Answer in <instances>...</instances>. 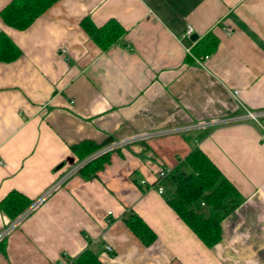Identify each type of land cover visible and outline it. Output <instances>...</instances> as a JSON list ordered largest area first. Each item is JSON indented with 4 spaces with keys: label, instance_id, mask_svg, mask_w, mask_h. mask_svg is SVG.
<instances>
[{
    "label": "crops",
    "instance_id": "0c3cea01",
    "mask_svg": "<svg viewBox=\"0 0 264 264\" xmlns=\"http://www.w3.org/2000/svg\"><path fill=\"white\" fill-rule=\"evenodd\" d=\"M83 19L115 20L123 34L102 49ZM0 31L20 49L0 61V200L42 196L78 163L71 146L82 140L121 143L3 236L22 212L0 209V264H55L86 247L104 264H264V0H57L25 29L0 16ZM212 39L211 53L194 54ZM245 109L258 122L230 121ZM194 147L241 196L212 246L167 203L170 175L157 182ZM131 211L152 243L125 223Z\"/></svg>",
    "mask_w": 264,
    "mask_h": 264
},
{
    "label": "trees",
    "instance_id": "16d2710c",
    "mask_svg": "<svg viewBox=\"0 0 264 264\" xmlns=\"http://www.w3.org/2000/svg\"><path fill=\"white\" fill-rule=\"evenodd\" d=\"M57 0H11L0 11L2 20L16 29L27 28L36 17ZM82 26L92 40L102 49L108 48L123 34L122 27L115 20H109L95 27L89 20L83 19ZM215 39L208 46L197 45L194 54L204 56L212 52ZM20 49L4 32L0 31V61H13ZM109 137L100 144L91 140H82L71 146L78 160H84L103 145L110 143ZM104 153L85 162L78 170L84 177L95 175L108 160ZM169 179L174 183V192L167 198L169 206L186 225L207 246H212L220 237V222L241 201L235 186L221 173L218 167L198 147H194L183 160L173 167ZM203 203V204H202ZM31 200L16 190L9 191L0 200V209L14 219L23 212ZM130 230L146 245L156 238L155 232L131 211L124 216ZM70 264H104L90 247H86L75 256Z\"/></svg>",
    "mask_w": 264,
    "mask_h": 264
},
{
    "label": "built area",
    "instance_id": "2783aa9c",
    "mask_svg": "<svg viewBox=\"0 0 264 264\" xmlns=\"http://www.w3.org/2000/svg\"><path fill=\"white\" fill-rule=\"evenodd\" d=\"M226 31L229 32L230 31V27L226 28ZM192 32V28L190 25H187V29H186V34L189 35ZM206 57V56H205ZM235 94L237 93L236 91L234 92ZM262 115L261 112H257V111H252L249 109H245V114L244 116H240L237 118H233L230 121H237V120H244V119H251L254 120L256 122H258V116ZM189 128V127H186ZM174 131V130H173ZM167 131L164 132H160L161 134L166 133ZM170 132H172L170 130ZM120 142H110L107 143L105 145H103L102 147H100L97 151H95L94 153H92L90 156H88L86 159L79 161L77 164H75L72 168H70V170L64 175L61 176L59 180H57L53 186L51 188H49L42 196H40L39 198L35 199L30 205L29 207L22 213L20 214V216H18V218L11 224V226L9 228H7L6 230H4V232H2L3 235H5V233H7L11 227H13L14 225H16L19 221V219L23 218V216L27 215L28 213H30L33 209H35L42 201L43 199L48 196L50 194L51 191H53L55 188H57L62 182L63 180L66 178V176L70 175L71 173L76 172L85 162L98 157L101 154L110 152L112 149L117 148L118 146H120ZM172 172V169H168L165 167H160L158 172H157V182L159 183L160 181H162L164 178H167ZM157 190L158 192L162 193L163 192V186L161 184L157 185ZM203 204V203H202ZM106 250H111V247L108 245H105ZM74 257L68 255L67 253L63 252L59 259L57 260V262L55 264H70L72 259Z\"/></svg>",
    "mask_w": 264,
    "mask_h": 264
},
{
    "label": "water",
    "instance_id": "95a60500",
    "mask_svg": "<svg viewBox=\"0 0 264 264\" xmlns=\"http://www.w3.org/2000/svg\"><path fill=\"white\" fill-rule=\"evenodd\" d=\"M197 36H196V34L195 33H192L191 35H190V39H195Z\"/></svg>",
    "mask_w": 264,
    "mask_h": 264
},
{
    "label": "rangeland",
    "instance_id": "374dc122",
    "mask_svg": "<svg viewBox=\"0 0 264 264\" xmlns=\"http://www.w3.org/2000/svg\"><path fill=\"white\" fill-rule=\"evenodd\" d=\"M80 161H82V160H80ZM78 162H79V161H78ZM26 209H27V208H26ZM26 209H25V210H26ZM25 210H24V211H25ZM24 211H23V212H24ZM23 212H22V213H23ZM22 213H21V214H22ZM18 216H20V214H19ZM18 216H17V217H18Z\"/></svg>",
    "mask_w": 264,
    "mask_h": 264
}]
</instances>
